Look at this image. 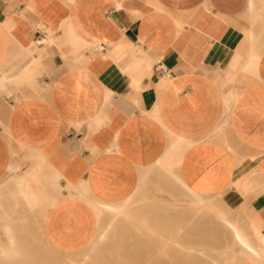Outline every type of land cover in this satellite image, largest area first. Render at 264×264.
<instances>
[{"label":"crops","instance_id":"1","mask_svg":"<svg viewBox=\"0 0 264 264\" xmlns=\"http://www.w3.org/2000/svg\"><path fill=\"white\" fill-rule=\"evenodd\" d=\"M146 174L245 211L216 214L231 264H264V0H0V215L18 187L117 203Z\"/></svg>","mask_w":264,"mask_h":264},{"label":"bare ground","instance_id":"2","mask_svg":"<svg viewBox=\"0 0 264 264\" xmlns=\"http://www.w3.org/2000/svg\"><path fill=\"white\" fill-rule=\"evenodd\" d=\"M158 165L161 166L160 163ZM31 176L39 175L33 173L27 177L23 176L22 183L29 182ZM27 187L32 195L30 202L23 200L22 190L18 187L15 191L20 199L14 198L16 195L14 193L11 195L10 204L2 206L0 215L2 237L13 236L17 241L0 244V261L16 259L23 264H33L35 257L31 251L37 248L36 251L39 250V253L44 254L47 251L48 260L58 264H98L105 253H110L115 260L122 259L121 245L127 236H138L139 232L144 233L145 236L158 234L157 226L150 222H139L138 217L135 216L132 205L137 191L124 201L106 203L98 200L92 190L86 189L88 196L95 199L94 211L89 214L92 219L91 226L83 227L81 232L69 239V226L57 227L55 221L78 209L74 202H71V198L67 195L62 197L65 194L61 189L52 187L50 190H42L36 186ZM188 225L180 226V232L172 233L171 239L163 242L170 249L162 251L165 255L154 261H158L157 264H167L163 259L176 260L178 256L185 264H223L220 262V257L213 254L214 250L203 244L204 238L200 244L197 243L196 237L194 238L196 235L192 234L193 228ZM226 225L232 229L234 235L237 234L233 223L227 222ZM44 230L48 231L47 242L43 239ZM27 237L30 240H27Z\"/></svg>","mask_w":264,"mask_h":264},{"label":"rangeland","instance_id":"3","mask_svg":"<svg viewBox=\"0 0 264 264\" xmlns=\"http://www.w3.org/2000/svg\"><path fill=\"white\" fill-rule=\"evenodd\" d=\"M164 176L165 174H163V180L165 179ZM175 177L180 179L181 182H177ZM146 179L147 174L142 178V193L139 195L141 187L136 190L137 195L134 198L132 207L133 210H135V216L138 217L139 222H150V224L157 226L158 231L156 232L158 234L155 236H145L144 233L139 232L138 236H127L124 239L123 245H121L123 249L122 259L115 260L110 253H105L102 257L103 259L101 258L98 264H157L158 261L154 260L165 255V252L162 251L170 249L168 246H165L163 242L170 240L172 233L177 234L180 232L179 227L183 224L191 225V227L190 225L188 226L193 228V235L204 236L205 243L214 250L213 254L220 257L221 263H232L239 247H234L229 230L219 226L216 214L220 213L233 218L242 228L244 224L240 222L239 217H244L246 215L245 211H239L238 214L224 203L220 202L217 198L204 197L199 193V198L196 199L194 196L187 193V190L182 187V185H186V183L176 175L174 176L173 182H171V179L167 181L159 180L157 182H145ZM28 183L29 182L23 184ZM85 190L84 188L79 190H66V195L71 198V202H77L75 201L77 198L78 201H82L86 204V208L76 206L78 209L75 212L72 210V213L67 215V217L70 215L69 217L74 218L83 217L84 220L82 223L78 222L76 225V233L81 232L80 230L83 229V227L91 226L92 223L89 214L94 211L93 202H95V199L88 196ZM44 231L46 233L43 232V239L47 242L49 239L48 231ZM196 236H194V238ZM2 238L3 241L0 244H4V242L9 244L17 241L15 237L9 235ZM27 240H30V238L27 237ZM36 249L37 248H34V250L31 251L34 255L33 257H35L33 264H58L57 262L48 260L49 255L47 251L43 254L39 253V250L36 251ZM1 261L3 264H23V262L16 259ZM163 261H165V263L167 262V264H185L178 256L176 260L169 258L168 261L165 259H163Z\"/></svg>","mask_w":264,"mask_h":264},{"label":"built area","instance_id":"4","mask_svg":"<svg viewBox=\"0 0 264 264\" xmlns=\"http://www.w3.org/2000/svg\"><path fill=\"white\" fill-rule=\"evenodd\" d=\"M155 70H156L157 73H161L163 71L161 66H157Z\"/></svg>","mask_w":264,"mask_h":264}]
</instances>
